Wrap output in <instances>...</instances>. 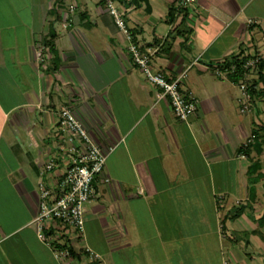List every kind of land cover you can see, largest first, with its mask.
I'll return each mask as SVG.
<instances>
[{
	"label": "crops",
	"instance_id": "1",
	"mask_svg": "<svg viewBox=\"0 0 264 264\" xmlns=\"http://www.w3.org/2000/svg\"><path fill=\"white\" fill-rule=\"evenodd\" d=\"M0 1V264H63L31 220L38 183L54 186L66 161L54 134L64 105L111 148L83 204L82 231L69 239L77 256L89 248L99 255L90 264H260L241 242L264 253L253 233L264 234L256 223L264 218V149L246 156L238 148L264 124V102L249 97L241 111L242 90L219 66L236 54L264 57V0H194L170 23L168 6L179 0H114L154 69L168 77L185 70L181 89L197 103L185 121L156 97L102 0ZM49 29L51 48L43 43ZM52 156L58 164L46 170ZM250 160L260 163L254 199L222 231L220 217L250 201Z\"/></svg>",
	"mask_w": 264,
	"mask_h": 264
},
{
	"label": "built area",
	"instance_id": "2",
	"mask_svg": "<svg viewBox=\"0 0 264 264\" xmlns=\"http://www.w3.org/2000/svg\"><path fill=\"white\" fill-rule=\"evenodd\" d=\"M107 12L111 15L114 25L130 40L131 34L124 22L123 10L116 7L114 0H102ZM194 0H179V9L187 2ZM135 64L140 68L144 78L158 88L157 98H167L170 109L176 119L187 120L197 110L196 100L182 91L181 79L185 70L174 77H168L164 72L151 66L152 51L142 50L138 43L131 40L127 46ZM40 55V50L37 51ZM244 62L250 66L260 53L252 54ZM242 98L239 99L240 110L247 109L246 102L249 95L245 85L239 84ZM55 137L57 146L64 150L66 161L54 186L37 185V207L31 222L37 237L47 244L55 258L63 264H78L81 257L88 264L99 262V255L89 248H83L79 256L70 252L71 238H78L83 227V204L93 197L95 190L93 180L102 173L107 153L111 148H101L82 123L74 116L68 106H61L57 112L55 123ZM57 156L46 160L44 168L50 170L57 166ZM108 181V178H103Z\"/></svg>",
	"mask_w": 264,
	"mask_h": 264
},
{
	"label": "trees",
	"instance_id": "3",
	"mask_svg": "<svg viewBox=\"0 0 264 264\" xmlns=\"http://www.w3.org/2000/svg\"><path fill=\"white\" fill-rule=\"evenodd\" d=\"M178 10L176 7L170 5L168 6V11L165 20L167 22H172L174 19V11ZM50 14H57V8L52 7L48 10ZM179 24V23H178ZM54 33L52 29L48 30L47 36L43 39V43L47 44L50 48L53 45L52 38ZM239 54L232 55L229 59L222 62L219 68L224 72L226 77L235 84L243 83L245 85V91L249 95L250 99H262L264 102V57H258L254 60L253 64L250 66H244V62L251 58L252 56L244 55L242 57ZM264 149V124H254L250 130V136L248 140L238 148L239 152H243L246 156L251 151L256 154H260ZM258 168L257 160H250L246 169V180L249 184L248 186V196L250 201L248 202H237L235 203L229 211L224 213L220 217V224L222 231L224 230V222L227 219H233L240 215L246 208L250 209L251 201L254 199V189L252 187L261 176L259 172L256 171ZM253 233L258 234L259 238L264 241V234L259 230H254ZM233 238V237H232ZM70 252L73 255L75 251L70 247Z\"/></svg>",
	"mask_w": 264,
	"mask_h": 264
},
{
	"label": "rangeland",
	"instance_id": "4",
	"mask_svg": "<svg viewBox=\"0 0 264 264\" xmlns=\"http://www.w3.org/2000/svg\"><path fill=\"white\" fill-rule=\"evenodd\" d=\"M7 1H10V0H7ZM25 1H26V0H12L13 5L15 6V7H13V8H20V6H23V5L25 4ZM0 2L2 3V1H0ZM30 2H31V3H32V2H35V7H36V2H37L36 0H30ZM9 3H10V2H8V4H9ZM239 91H240V90H239ZM262 117H263V118H262ZM262 117H261V118H262V120H263V119H264V113H263V116H262ZM262 164H263V166H264V156H263ZM259 165H260V163H259ZM259 165H258V167H259ZM256 171H257V169H256ZM256 223H257V226H262L261 230L264 232V218H263L261 221H257ZM236 238H238V240H242V235H241L240 233H237V234H236ZM241 244L245 246L244 249H245L247 252H249V253L252 254L255 263H256V262H259L260 264H264V253H263V254H258V252H257L253 247L250 246L249 242L246 243L245 241L242 240ZM251 254H250V255H251ZM223 256H225L226 261L229 260V258H228V254H226L225 250H224V255H223ZM258 257H259V258H258ZM258 259H259V260H258ZM246 260H248V258H247ZM246 260H245V262H246ZM242 262H243V261H242ZM241 264H244V263H241Z\"/></svg>",
	"mask_w": 264,
	"mask_h": 264
}]
</instances>
